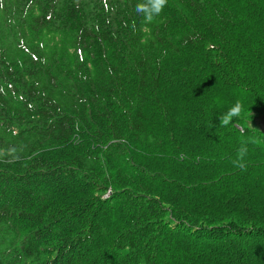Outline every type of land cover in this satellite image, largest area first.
Returning <instances> with one entry per match:
<instances>
[{
	"label": "trees",
	"instance_id": "trees-1",
	"mask_svg": "<svg viewBox=\"0 0 264 264\" xmlns=\"http://www.w3.org/2000/svg\"><path fill=\"white\" fill-rule=\"evenodd\" d=\"M145 2L0 0V264H264V0Z\"/></svg>",
	"mask_w": 264,
	"mask_h": 264
},
{
	"label": "clouds",
	"instance_id": "clouds-1",
	"mask_svg": "<svg viewBox=\"0 0 264 264\" xmlns=\"http://www.w3.org/2000/svg\"><path fill=\"white\" fill-rule=\"evenodd\" d=\"M168 0H146L145 3L137 4L136 11L138 14H143V17L146 22H152L155 17L159 16L160 13L163 11L165 5H167ZM237 109L230 110L229 116L231 115H238ZM222 123L227 125L228 119L222 118ZM254 142V141H253ZM238 152V159L236 161L237 166L243 168V158L247 153L246 144H242V147L237 150Z\"/></svg>",
	"mask_w": 264,
	"mask_h": 264
}]
</instances>
